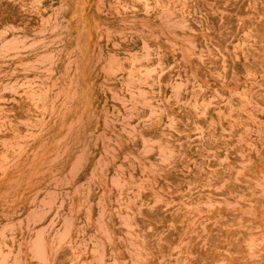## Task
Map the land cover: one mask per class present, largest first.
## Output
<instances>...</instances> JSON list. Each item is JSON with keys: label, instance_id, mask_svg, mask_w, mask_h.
Returning a JSON list of instances; mask_svg holds the SVG:
<instances>
[{"label": "rangeland", "instance_id": "rangeland-1", "mask_svg": "<svg viewBox=\"0 0 264 264\" xmlns=\"http://www.w3.org/2000/svg\"><path fill=\"white\" fill-rule=\"evenodd\" d=\"M0 264H264V0H0Z\"/></svg>", "mask_w": 264, "mask_h": 264}]
</instances>
